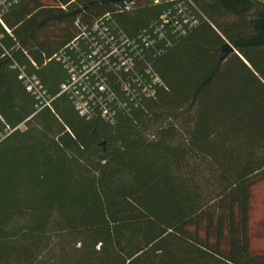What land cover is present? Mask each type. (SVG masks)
Returning a JSON list of instances; mask_svg holds the SVG:
<instances>
[{"label": "trees", "instance_id": "trees-1", "mask_svg": "<svg viewBox=\"0 0 264 264\" xmlns=\"http://www.w3.org/2000/svg\"><path fill=\"white\" fill-rule=\"evenodd\" d=\"M179 2L197 24L147 53L164 85L81 116L59 58L81 28L110 14L135 37ZM4 22L0 264H264V0H20Z\"/></svg>", "mask_w": 264, "mask_h": 264}, {"label": "built area", "instance_id": "built-area-1", "mask_svg": "<svg viewBox=\"0 0 264 264\" xmlns=\"http://www.w3.org/2000/svg\"><path fill=\"white\" fill-rule=\"evenodd\" d=\"M18 1L0 0V40L1 27L9 32L4 16ZM196 24L197 20L187 12L183 2L176 3L135 37L128 36L112 16L106 14L89 28H81L80 35L69 45L75 57L67 52L59 56L69 71L62 91L70 95L81 116L87 119L101 116L114 122L118 113H129L143 98L154 96L164 85L147 53L158 39L164 38L165 25H170L174 33L182 34L186 31L184 25L191 28ZM11 68L19 71V79L40 105H50L51 99L35 76L28 75L16 61L11 63ZM12 131L9 126H0V143Z\"/></svg>", "mask_w": 264, "mask_h": 264}, {"label": "rangeland", "instance_id": "rangeland-1", "mask_svg": "<svg viewBox=\"0 0 264 264\" xmlns=\"http://www.w3.org/2000/svg\"><path fill=\"white\" fill-rule=\"evenodd\" d=\"M254 228L255 242L257 241V244H260L264 248V212L257 216Z\"/></svg>", "mask_w": 264, "mask_h": 264}, {"label": "water", "instance_id": "water-1", "mask_svg": "<svg viewBox=\"0 0 264 264\" xmlns=\"http://www.w3.org/2000/svg\"><path fill=\"white\" fill-rule=\"evenodd\" d=\"M127 1H128V0H123L124 4H126V3H127Z\"/></svg>", "mask_w": 264, "mask_h": 264}, {"label": "crops", "instance_id": "crops-1", "mask_svg": "<svg viewBox=\"0 0 264 264\" xmlns=\"http://www.w3.org/2000/svg\"><path fill=\"white\" fill-rule=\"evenodd\" d=\"M6 25V24H5Z\"/></svg>", "mask_w": 264, "mask_h": 264}]
</instances>
